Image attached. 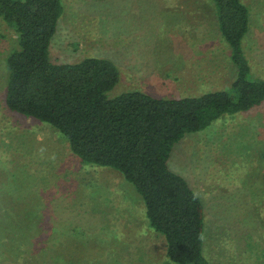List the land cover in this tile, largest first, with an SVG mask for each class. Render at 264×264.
<instances>
[{
	"label": "rangeland",
	"instance_id": "1",
	"mask_svg": "<svg viewBox=\"0 0 264 264\" xmlns=\"http://www.w3.org/2000/svg\"><path fill=\"white\" fill-rule=\"evenodd\" d=\"M62 1L50 57L111 59L120 75L109 97L139 89L181 98L234 79L212 0ZM243 1L251 21L242 46L264 78V0ZM15 38L0 20V264H166L164 237L122 175L81 161L48 123L5 108ZM262 153L264 103L185 134L169 152V168L203 202L208 264H264Z\"/></svg>",
	"mask_w": 264,
	"mask_h": 264
},
{
	"label": "trees",
	"instance_id": "2",
	"mask_svg": "<svg viewBox=\"0 0 264 264\" xmlns=\"http://www.w3.org/2000/svg\"><path fill=\"white\" fill-rule=\"evenodd\" d=\"M212 2L235 66L229 88L158 98L139 89L109 97L120 75L111 59H51L62 0H0V20L16 34L5 57V108L48 123L81 161L122 175L140 195L148 226L164 237L166 264H208L206 211L187 180L169 168L172 146L224 115L264 103V78L253 75L242 46L249 7L243 0Z\"/></svg>",
	"mask_w": 264,
	"mask_h": 264
}]
</instances>
